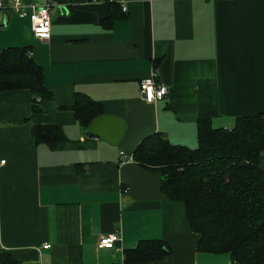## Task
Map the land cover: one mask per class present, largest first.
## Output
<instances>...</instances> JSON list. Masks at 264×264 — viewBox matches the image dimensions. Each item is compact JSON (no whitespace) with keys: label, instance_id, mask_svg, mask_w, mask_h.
<instances>
[{"label":"crops","instance_id":"0c3cea01","mask_svg":"<svg viewBox=\"0 0 264 264\" xmlns=\"http://www.w3.org/2000/svg\"><path fill=\"white\" fill-rule=\"evenodd\" d=\"M23 1L50 3V36L33 35L29 7L0 9V48L28 46L52 98L34 113L28 90L0 92V251L20 264H117L124 249L158 238L170 253L143 264H231L196 250L183 202L131 155L156 131L196 148L198 119L231 127L264 112V0H127L125 12L108 0ZM153 68L168 93L149 102L139 81ZM76 92L124 121L118 143L60 107ZM31 125H61L68 141L33 146ZM258 161L264 168V154ZM113 230L121 240L98 248Z\"/></svg>","mask_w":264,"mask_h":264},{"label":"trees","instance_id":"16d2710c","mask_svg":"<svg viewBox=\"0 0 264 264\" xmlns=\"http://www.w3.org/2000/svg\"><path fill=\"white\" fill-rule=\"evenodd\" d=\"M111 18L103 23L109 25ZM18 89L28 90L34 113L41 111L40 101L52 98L28 46L0 48V92ZM60 107L71 109L78 124L94 135L89 124L103 114L99 102L76 92L71 104ZM196 138L191 148L172 143L163 132L150 133L136 144L131 160L159 177L164 196L183 202L197 251L228 254L231 264H264V168L258 161L264 154V112L237 116L231 127H214L209 118H200ZM30 139L33 146L51 149L68 141L61 125H31ZM169 253L164 240L141 239L124 249L117 264L159 261ZM0 264L20 262L0 251Z\"/></svg>","mask_w":264,"mask_h":264},{"label":"built area","instance_id":"2783aa9c","mask_svg":"<svg viewBox=\"0 0 264 264\" xmlns=\"http://www.w3.org/2000/svg\"><path fill=\"white\" fill-rule=\"evenodd\" d=\"M110 2L118 3L121 6L122 11H126L127 0H108ZM29 7L31 13L30 25L32 33L39 39H47L50 36L51 28V15H50V3L39 4L37 2L25 3L23 0H0V9H10L20 16L25 15V8ZM140 91L141 96L149 102L162 99L168 93L166 85L158 80L156 69L153 68L150 74L140 79ZM4 160H2L3 162ZM121 240V231L113 230L100 235L97 240L98 248H111L115 247V244ZM43 248L50 247V243L44 242Z\"/></svg>","mask_w":264,"mask_h":264},{"label":"water","instance_id":"95a60500","mask_svg":"<svg viewBox=\"0 0 264 264\" xmlns=\"http://www.w3.org/2000/svg\"><path fill=\"white\" fill-rule=\"evenodd\" d=\"M117 119L119 118L106 114L97 115L90 121L89 131L105 138L112 144L118 143L123 136L125 124L122 119H120L121 122Z\"/></svg>","mask_w":264,"mask_h":264},{"label":"rangeland","instance_id":"374dc122","mask_svg":"<svg viewBox=\"0 0 264 264\" xmlns=\"http://www.w3.org/2000/svg\"><path fill=\"white\" fill-rule=\"evenodd\" d=\"M146 136V135H145Z\"/></svg>","mask_w":264,"mask_h":264}]
</instances>
